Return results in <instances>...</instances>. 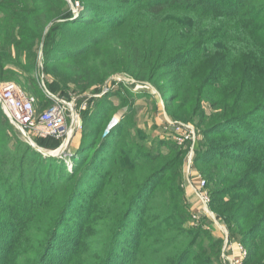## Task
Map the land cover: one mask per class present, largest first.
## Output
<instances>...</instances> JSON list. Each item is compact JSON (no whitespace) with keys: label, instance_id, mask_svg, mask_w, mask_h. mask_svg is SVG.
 <instances>
[{"label":"trees","instance_id":"trees-1","mask_svg":"<svg viewBox=\"0 0 264 264\" xmlns=\"http://www.w3.org/2000/svg\"><path fill=\"white\" fill-rule=\"evenodd\" d=\"M78 1L75 14L67 0H0L7 62L35 83L42 43L51 90L62 79L88 90L115 72L150 83L167 116L202 135L192 165L228 243L244 247L242 264H264V0ZM121 91L80 112L64 158L17 139L0 108V264H222L220 249L196 247L211 218L187 227L185 149L130 138L131 104L108 127Z\"/></svg>","mask_w":264,"mask_h":264},{"label":"rangeland","instance_id":"rangeland-1","mask_svg":"<svg viewBox=\"0 0 264 264\" xmlns=\"http://www.w3.org/2000/svg\"><path fill=\"white\" fill-rule=\"evenodd\" d=\"M70 1L78 0H67L68 3ZM75 14H77V12H75ZM2 17L3 14L0 12V20ZM5 53L6 52L3 46L0 45V68H3L5 75L9 76V79L12 82L23 87V89H25L26 92L34 98V108L37 111H40L46 104H49V102H51L47 99L48 97L50 99L52 97H58L61 99H65L66 101L75 99L76 102H74V106L76 112L78 113V115H80V112L82 113L92 108L96 101V98H98L105 89L115 88V90L117 91H121V89H124L125 91H121V93L123 95V99L125 100V105H123L122 103L123 106H121V104H119L121 102V99L116 96L113 103L120 106L112 110L113 114L110 111V113L112 114L111 117H113L112 120H117V116L127 113L129 110L126 106L128 104H131L133 110H131V112L129 113V117L130 123L133 124L134 127L131 125V128L129 129V132L132 135L130 138L135 139L134 135L139 132L141 134L140 136H136V139L141 138L144 141L146 139L148 145L152 147V149H160L164 153L169 150L170 146H172L171 148L178 147L181 149H185V154L183 155L181 165L177 166V169L180 168V171L182 173V181L183 179L185 180L182 187H184V195L185 197H187L186 202L190 206V211L194 209L195 212H198V215L204 214L203 212H201L202 206L192 192V186L197 183L199 178H202L199 170L195 167L194 164L192 165V159L189 174L186 171V168L188 166V151H190L192 142L194 143L195 140L201 141L202 135L198 132L199 130L197 129L194 120H187L183 122L172 121L167 116L164 110L163 101L161 99L162 96L154 87H152L150 83L146 81L136 82L123 73L115 72L108 75L102 84L96 85V87L93 86L88 90H78V88H76L72 84H69L65 79H62L60 83L57 82L59 85L56 86V90H51L49 89L48 84L53 83L54 79L52 77L45 76L44 74L42 68V43L38 47V71L36 74V76L38 77L35 76V78H37V81L35 83L32 82L33 75L27 74L31 77V81H28L29 79L27 78L26 74L22 75L20 74V72H18V66L16 63H8L7 57L4 55ZM12 53H14V51H12ZM12 72H14V74H12ZM116 81H120V83H123L122 88ZM124 86H126L130 91H127ZM79 119L81 120L82 124V119L80 116ZM81 124L79 123V127L76 129V131L73 132L72 135H70V140L68 139L70 142H68L69 145L67 144L62 153L53 157L64 158L66 153L68 155L70 154L68 149L72 151L74 147L78 146ZM190 128L193 129V134L190 133ZM12 132L17 137V139H20L21 141L27 143L26 139L15 127H12ZM181 134L192 136V138L185 141L183 144H178L174 140V136ZM31 139L34 144H36L44 151L57 150L64 142H66L62 139H60V141H50L49 139ZM29 146L33 148L31 145ZM192 153L194 157V150H192ZM67 166L70 167L69 160L67 161ZM186 178H189V180L187 181ZM208 216L212 220L207 217L201 218V228L199 229L200 232L196 240V247L198 249L207 251L208 254H211L210 251H218L220 249V263L228 264L226 262V259L224 258L229 255L225 248L227 245L224 247L223 241L221 245L218 241H216L220 239L221 233L217 229V226L215 225L216 222L213 220L212 216L210 214H208ZM214 216L217 219L216 215ZM197 224L198 223H196V221H194V219L191 217V219L187 223V227H196Z\"/></svg>","mask_w":264,"mask_h":264},{"label":"built area","instance_id":"built-area-1","mask_svg":"<svg viewBox=\"0 0 264 264\" xmlns=\"http://www.w3.org/2000/svg\"><path fill=\"white\" fill-rule=\"evenodd\" d=\"M70 5L73 10H77L79 7L78 1H74V3L70 1ZM51 99L52 103L38 113L34 108V98L32 96L27 95L14 82H0V108L13 127L19 132L21 130V132L30 138H53L56 140L62 139L63 141H67L70 138V135H72L79 127V122L73 118L72 114V109L76 112L74 106V102L76 101L75 99L66 101L65 99L58 97H52ZM190 133L193 134L192 128H190ZM191 138L192 136L183 134L174 136V140L178 144H183ZM192 150H194L193 142L190 151H188V166L186 168L188 174L190 172V164L193 156ZM186 180L188 181L189 178H186ZM205 186V180L202 178H199L197 183L192 186V192L202 206L201 212L206 215L210 214L216 222L215 225L224 240V247L227 245L225 248L229 255L224 257L226 262L228 264H242V261L246 256V250L239 243H228L227 229L209 210V195ZM198 216V212H195V210L192 209V218L196 223L198 222ZM232 244H235L236 246V254H234V250L231 249Z\"/></svg>","mask_w":264,"mask_h":264},{"label":"water","instance_id":"water-1","mask_svg":"<svg viewBox=\"0 0 264 264\" xmlns=\"http://www.w3.org/2000/svg\"><path fill=\"white\" fill-rule=\"evenodd\" d=\"M73 12L75 13V12H77V10H73ZM72 114H73V118H74L75 120H77V121L81 124V120L79 119V117H78V115H77V113L75 112L74 109H72ZM116 121H117L116 119H113L112 122H110V124H109L108 127H110L111 125H113ZM106 132H107V131H106ZM20 133H21V135H23V137L26 139V142H27L29 145H31L36 151L42 153V154L45 155V156H56V155H59V154L62 153V151H63V150H60V149H62L63 146H64L63 149L66 148V146H67V144H68V142H69V140H70V139H69V140H67L66 142H64V143L59 147V149H57V150H54V151H44L43 149L39 148L36 144H34L33 141H32V139H31L30 137H28L26 134H24L23 132H21V130H20Z\"/></svg>","mask_w":264,"mask_h":264},{"label":"crops","instance_id":"crops-1","mask_svg":"<svg viewBox=\"0 0 264 264\" xmlns=\"http://www.w3.org/2000/svg\"><path fill=\"white\" fill-rule=\"evenodd\" d=\"M112 126V125H111ZM231 249H233L234 250V254H236L237 253V249H236V246H235V244H232L231 245Z\"/></svg>","mask_w":264,"mask_h":264},{"label":"bare ground","instance_id":"bare-ground-1","mask_svg":"<svg viewBox=\"0 0 264 264\" xmlns=\"http://www.w3.org/2000/svg\"><path fill=\"white\" fill-rule=\"evenodd\" d=\"M64 147V146H63ZM63 147H62V149H60V150H63Z\"/></svg>","mask_w":264,"mask_h":264}]
</instances>
